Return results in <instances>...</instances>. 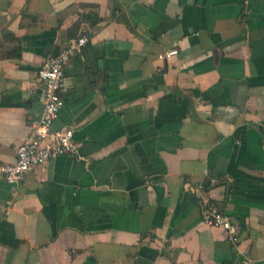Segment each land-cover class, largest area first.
Masks as SVG:
<instances>
[{
	"label": "crops",
	"instance_id": "0c3cea01",
	"mask_svg": "<svg viewBox=\"0 0 264 264\" xmlns=\"http://www.w3.org/2000/svg\"><path fill=\"white\" fill-rule=\"evenodd\" d=\"M83 35L52 125L78 151L0 180V264H264V0H0V161L43 115V58Z\"/></svg>",
	"mask_w": 264,
	"mask_h": 264
},
{
	"label": "built area",
	"instance_id": "2783aa9c",
	"mask_svg": "<svg viewBox=\"0 0 264 264\" xmlns=\"http://www.w3.org/2000/svg\"><path fill=\"white\" fill-rule=\"evenodd\" d=\"M90 35L72 39L57 53L47 54L37 71L35 83L41 86L44 95V112L34 124L31 136L17 148L14 162L0 161V180L13 188L19 186L26 175L46 161L67 154H76L74 128L68 127L53 131L52 125L64 105L65 69L72 57L83 52ZM178 54L177 49L166 50L160 58H170ZM201 218L204 224L226 230L230 240L238 241L239 224L219 205L204 201L201 205Z\"/></svg>",
	"mask_w": 264,
	"mask_h": 264
}]
</instances>
